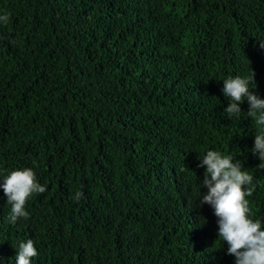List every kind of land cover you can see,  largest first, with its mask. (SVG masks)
<instances>
[{"label": "trees", "instance_id": "1", "mask_svg": "<svg viewBox=\"0 0 264 264\" xmlns=\"http://www.w3.org/2000/svg\"><path fill=\"white\" fill-rule=\"evenodd\" d=\"M3 14L0 185L31 168L47 190L12 224L0 187V264L29 239L32 264H235L199 165L239 161L264 228V126L247 101L229 119L222 91L254 72L264 99V0H0Z\"/></svg>", "mask_w": 264, "mask_h": 264}, {"label": "clouds", "instance_id": "2", "mask_svg": "<svg viewBox=\"0 0 264 264\" xmlns=\"http://www.w3.org/2000/svg\"><path fill=\"white\" fill-rule=\"evenodd\" d=\"M9 14L0 15V23L6 24ZM247 77H229L224 80L222 91L231 101L225 109L229 119L239 118L242 109L240 105L247 101L250 110L247 115L255 124L264 126V99L250 90V84L255 81ZM253 155H258L264 162V131L255 137ZM201 159V158H200ZM200 167L206 166L202 186L208 189L200 199L204 204L214 209L218 218L219 239L227 242L228 254L236 257L235 264H264V228L260 220H253L250 202L247 197L252 195V189L246 187L252 184L253 176L242 170L243 165L230 155H222L219 151L208 150L201 159ZM4 194L12 205L8 220L12 224L20 218L28 219L29 213L25 205L33 194H43L46 187L37 182L36 173L31 168L15 170L8 175L3 184ZM82 193H77L79 199ZM38 255L32 239L19 244L16 264H32V258Z\"/></svg>", "mask_w": 264, "mask_h": 264}]
</instances>
